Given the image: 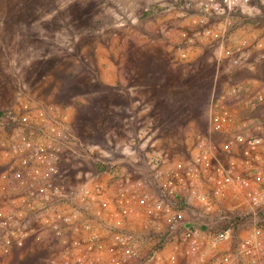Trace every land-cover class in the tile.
Here are the masks:
<instances>
[{
	"label": "built area",
	"instance_id": "built-area-1",
	"mask_svg": "<svg viewBox=\"0 0 264 264\" xmlns=\"http://www.w3.org/2000/svg\"><path fill=\"white\" fill-rule=\"evenodd\" d=\"M253 1L150 0L201 26ZM179 36L191 44L188 28ZM247 48L228 46L223 62L241 65ZM221 63L205 124L189 121L184 153L159 147L151 133L140 153L115 157L65 120L63 107L40 120L4 113L0 258L33 246L47 250L48 264H264V90L223 82Z\"/></svg>",
	"mask_w": 264,
	"mask_h": 264
},
{
	"label": "rangeland",
	"instance_id": "rangeland-1",
	"mask_svg": "<svg viewBox=\"0 0 264 264\" xmlns=\"http://www.w3.org/2000/svg\"><path fill=\"white\" fill-rule=\"evenodd\" d=\"M184 28L191 44L179 36ZM263 40L264 1L201 26L150 0H0V117L27 110L40 120L49 107H63L65 120L115 157L140 153L151 133L159 147L184 153L218 60L223 82L257 81L264 89V50L255 49ZM243 41V63L223 62L226 48ZM167 72L178 81L158 87Z\"/></svg>",
	"mask_w": 264,
	"mask_h": 264
},
{
	"label": "crops",
	"instance_id": "crops-1",
	"mask_svg": "<svg viewBox=\"0 0 264 264\" xmlns=\"http://www.w3.org/2000/svg\"><path fill=\"white\" fill-rule=\"evenodd\" d=\"M255 49L264 50V40L262 42H259L256 46ZM214 74V73H213ZM212 74V75H213ZM212 78V76H211ZM178 80L175 79L174 74L171 72H167L165 75L158 77L155 79V83H157L158 87L164 84L168 86H171L173 83L175 84ZM253 86L256 87H262L261 84H259L257 81H254ZM264 90V89H263ZM208 95V93H207ZM163 93L158 92L157 98L159 101L155 103V106L157 109H162L164 107V104L160 102V99L163 98ZM207 109V97H206V102L204 104V108L202 109L203 114L201 115V124H205V113ZM260 112L264 113V104L260 107ZM196 119V118H195ZM194 119V120H195ZM186 139V138H185ZM28 247V246H27ZM49 257V253L47 252L46 249L42 248H35L31 246L30 249L27 248H22L19 249L9 255H6L2 258H0V264H48L46 262V259Z\"/></svg>",
	"mask_w": 264,
	"mask_h": 264
}]
</instances>
